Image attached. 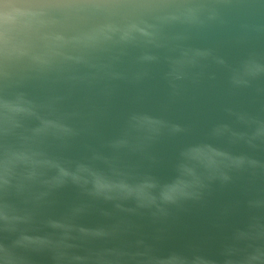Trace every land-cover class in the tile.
I'll use <instances>...</instances> for the list:
<instances>
[{
    "label": "water",
    "instance_id": "95a60500",
    "mask_svg": "<svg viewBox=\"0 0 264 264\" xmlns=\"http://www.w3.org/2000/svg\"><path fill=\"white\" fill-rule=\"evenodd\" d=\"M0 264H264V0H0Z\"/></svg>",
    "mask_w": 264,
    "mask_h": 264
}]
</instances>
